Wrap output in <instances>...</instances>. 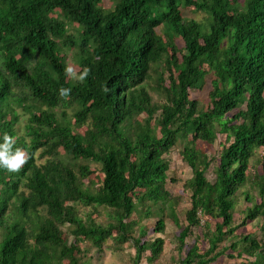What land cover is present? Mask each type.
Masks as SVG:
<instances>
[{
    "label": "trees",
    "instance_id": "16d2710c",
    "mask_svg": "<svg viewBox=\"0 0 264 264\" xmlns=\"http://www.w3.org/2000/svg\"><path fill=\"white\" fill-rule=\"evenodd\" d=\"M115 1L107 10L103 0H0V143L7 133L15 139L13 151L26 152L19 170L0 167V264H85L89 249L84 243L101 251L112 238L119 244L132 241L137 263L147 251L149 261L158 259L165 241H143V227L140 237H134L138 223L132 218L154 216L152 206L160 213L167 206L179 225L177 202L166 188L170 164L164 156L180 140L188 141L182 157L193 177L185 188L191 193V208L179 249L201 227L208 243L203 251L196 238L180 264H214L229 251L244 259L243 264H264V241L246 235L233 242L238 230L235 197L248 182L256 150L264 148V0ZM184 8L211 16L209 30L202 22L185 20ZM58 10L62 17L54 16ZM68 24L79 25L77 40L67 35ZM176 38L185 44L181 59ZM62 47L77 48L79 75L89 69L83 81L66 73ZM161 62L170 73V85L161 80L166 102L157 105L144 83ZM210 73L212 90L205 109L191 98V90L202 89ZM14 85L27 88L49 108L30 111V142L17 136L16 119L8 120L4 110ZM61 88L70 89L69 94L60 95ZM242 104L245 110H239ZM60 105H75L76 124L90 122L91 128L75 133L67 114L64 120L54 112ZM142 115L147 116L144 122L139 120ZM218 134L229 145L219 156L212 183L205 176L211 162L197 142L214 144ZM42 148L55 159L38 166L36 153ZM77 160L98 165L97 179L85 183L96 170L81 165L76 172ZM255 188L261 203L245 219L262 218L264 238V174ZM72 203L111 208L115 222L105 226L91 217L84 220ZM200 216L208 219L205 226ZM211 220H221L215 230ZM66 225L72 228V243L64 236ZM156 225V232H164L165 219ZM226 240L232 242L224 246Z\"/></svg>",
    "mask_w": 264,
    "mask_h": 264
},
{
    "label": "rangeland",
    "instance_id": "374dc122",
    "mask_svg": "<svg viewBox=\"0 0 264 264\" xmlns=\"http://www.w3.org/2000/svg\"><path fill=\"white\" fill-rule=\"evenodd\" d=\"M243 3V0H241ZM116 4L115 0H103V7L107 10H111L114 8ZM61 11L58 10L54 16H59ZM183 18L186 20H196L198 22H202L205 24L207 30L210 28V24L212 23V18L207 13L203 11H195V8H184L183 9ZM160 35L164 34V26H160L157 29ZM67 35L74 36L75 40H77L80 36V27L77 24H68V32ZM62 45L61 41H59ZM175 44L177 48L181 51L179 53V58H182V53L185 48V44L182 39L176 38ZM78 50L75 47H62L61 57H64L65 63L67 66H71L74 69L76 74V78L73 77L72 73H69V76L76 80L79 76V71L81 70L78 65ZM35 64V62L33 63ZM0 65L2 66V60L0 59ZM207 68V67H204ZM212 74L207 75L206 84L200 90H191V98L197 99L198 102L205 109L209 106V93L212 90ZM164 79L165 82L163 85L165 87H169L170 85V73L164 66V62L155 64L150 72V77L144 83L146 90L149 95L152 97V100L157 105H162L166 102V91L162 88L161 80ZM13 97L9 100L8 104L4 106V110L8 114V120L11 118L16 119V123L14 126V130L18 137L23 138L27 142H30V137L27 135V126L30 122V111L40 113L41 111L48 110V106L40 104V102L36 101L31 92L23 87V86H15L13 87ZM211 105V103H210ZM41 108V110H35V108ZM30 108V109H29ZM75 105L72 107L60 105L54 108V112L56 113L59 119H64V112L67 114L65 117L66 121L70 124L73 131L75 133H85L87 129L91 128V123L89 122L84 126H78L76 124L74 113H75ZM239 110H245V105H241ZM239 110L232 112L229 115V118L236 114ZM159 113L156 115V120H158ZM147 116L142 115L140 117V121L144 122ZM64 119V120H65ZM154 127L158 128V121H153L152 124ZM218 128V127H217ZM158 135H160L159 131H157ZM191 140V137L190 139ZM188 141L180 140L177 145L172 149L170 153L165 155V159L170 164L169 179L167 181V190L170 192L172 197L174 198L176 204H174V211L179 219V225H176L172 218L169 217L170 209L165 206L164 212H159V207L152 206V211L154 212V216L151 217H140L139 214L133 216L132 220H136L138 225L135 226L133 235L138 238L141 235L142 227L146 231V236L142 238L143 241L153 242L157 238H162L165 241L163 252L159 256L158 259L151 262L149 261L150 252H145L142 260L140 262H136V249L134 244L128 242L126 244H119L115 238L109 239L103 246V249L99 251L96 248L91 247V244L86 242L84 243V248L89 249V253L83 261L85 264H180V262L186 257L189 248L195 244L196 238H199V245L201 250L208 249V243L203 238L204 227L194 229V235L189 237L186 241V245L183 250H180L179 236L182 230L188 225L186 221V214L191 208V193L186 192L185 188L189 180L193 177V172L191 168L187 165V163L183 160L182 152ZM228 142L226 141L223 135L218 134L217 139L214 144L208 145L206 143L197 142V147L205 154L208 155L210 160V167L205 173L206 178L214 183L216 180V169L219 166V156L222 153L224 147L228 146ZM59 154H64L62 150H60ZM61 156V155H60ZM56 155V157H60ZM36 163L38 166H43L48 163V161H52L55 159L54 155H49L44 151V149H40L36 153ZM63 159L69 163L66 156H63ZM77 167L75 171L79 173L78 167L81 165H87L91 168L92 171L96 170L95 173L85 180V183L94 179L97 175V170H100V167L91 161H81L77 160ZM249 175L248 182L245 187L241 189L235 197V208H234V225L237 226L238 230L236 232V238L234 241H239L242 237L246 235H253L258 240L264 241L263 238V219L259 218L255 221H246V215L250 208H252L255 204L261 203V198L259 195V190L254 189L255 182L257 178L264 174V148H260L256 150L254 157L251 159L249 171L247 173ZM97 179V177H96ZM21 190H25L22 188ZM94 193V189H91ZM248 196H250V200H248ZM76 206L80 217L87 220L88 217H91L95 220V222L99 225H108L110 223L115 222L114 211L111 208L106 207H86L79 203H72ZM13 210V204L8 209L7 213L10 218L11 211ZM139 210H143L145 212L144 207H139ZM46 214V213H45ZM202 219V225L205 226L207 222V218L204 216H200ZM165 219V230L162 233L156 232L155 229L157 227V222L159 219ZM212 223L211 229L215 230V225L217 222H221V220H211ZM62 230L65 233V238L69 243L74 241V237L71 236L72 228L68 225L63 226ZM4 231L3 228L0 227V242L3 239ZM114 236H117L114 233ZM232 242V240H226L224 242V246L228 245ZM234 254V257L231 258L227 255ZM226 256L218 259L214 264H243L244 262L239 257H237V253H233L229 251ZM83 258V255H82ZM255 259V258H252Z\"/></svg>",
    "mask_w": 264,
    "mask_h": 264
},
{
    "label": "clouds",
    "instance_id": "9594fccd",
    "mask_svg": "<svg viewBox=\"0 0 264 264\" xmlns=\"http://www.w3.org/2000/svg\"><path fill=\"white\" fill-rule=\"evenodd\" d=\"M66 73H72L73 77L76 78L73 67L68 66L65 69ZM89 69L85 68L84 72L81 73L78 77L83 81L88 75ZM70 92V89L61 88L60 95L67 96ZM3 143H0V167L5 168L9 171H17L20 167L26 162V152L20 148H16L13 151V144L15 139L9 136L7 133L3 136Z\"/></svg>",
    "mask_w": 264,
    "mask_h": 264
}]
</instances>
